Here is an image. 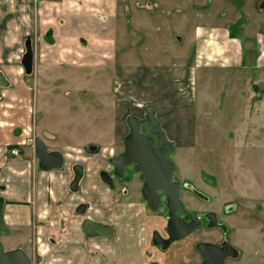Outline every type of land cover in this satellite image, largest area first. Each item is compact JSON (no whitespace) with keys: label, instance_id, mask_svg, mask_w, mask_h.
I'll return each mask as SVG.
<instances>
[{"label":"crops","instance_id":"1","mask_svg":"<svg viewBox=\"0 0 264 264\" xmlns=\"http://www.w3.org/2000/svg\"><path fill=\"white\" fill-rule=\"evenodd\" d=\"M117 8V0H0V70L10 82L8 87L0 89V196L5 199L4 222L10 233L0 232V240L6 249L22 248L32 259V264L203 262L200 253L193 251L196 241L178 240L170 250L165 251L153 244L150 247L148 243L137 246L132 239H124L119 234L121 231L117 232L121 226L118 228L117 223L108 221L107 214L102 218L91 216L90 207L85 214L78 213L77 208L82 202L74 205L68 203L70 194L77 193L70 189V183L74 177L73 167L78 163L70 166V154L66 150L81 145L79 142L59 141L56 132L48 125L35 127V97L31 90L35 89L36 82L45 89L47 104L52 101L53 92L58 91L56 85L61 83L62 77L58 69L62 65H116ZM262 18L257 17L253 24L249 23L244 37L237 32L232 34L223 25H197L188 39H192L195 45L191 59H187V51L183 50V61L173 57L169 62L117 64L118 84L112 104L117 122L106 132L112 137L113 144H100L99 147L114 148L121 144L128 129L127 117H143L147 105L154 106L161 126L177 146H190L194 142L188 133L195 125L198 73L212 69L240 70L244 66L261 69L258 80L254 77L246 80L247 87L253 89L252 98L257 99L247 114L246 122L254 132L264 130V30L261 33V28H256ZM29 36L34 62L33 72L26 74L21 58ZM180 40L183 41L182 38ZM246 46L250 52L247 63L243 59ZM17 73L23 75H14ZM255 81L263 84V91ZM17 83L22 85L21 93L12 91ZM254 85L258 86V90L254 89ZM104 97L111 101L106 93ZM120 114L126 115L125 124L119 122ZM38 137L49 150L63 153L65 163L61 169L44 171L39 168L35 152ZM82 158L90 160L94 157L93 154H83ZM81 164L84 175L78 191H81L90 172H95L93 166L96 167L89 162ZM100 164L98 162L97 167ZM103 168L104 165L97 171L99 177ZM95 183L99 189H103L97 181ZM106 191L109 192L108 197L102 200L109 201L113 190L106 185ZM90 193V196H98L96 191ZM85 218L110 224L114 229L113 234H86L82 228ZM201 241L218 242L211 239Z\"/></svg>","mask_w":264,"mask_h":264},{"label":"rangeland","instance_id":"2","mask_svg":"<svg viewBox=\"0 0 264 264\" xmlns=\"http://www.w3.org/2000/svg\"><path fill=\"white\" fill-rule=\"evenodd\" d=\"M117 1L116 65L169 62L173 57L183 61V50L187 51V59H191L195 45L192 39H188L197 25H223L232 34L237 32L244 37L249 23L253 24L257 17H264L263 0ZM256 28L263 32L264 18ZM248 54L246 46L243 53L245 63ZM115 66L62 65L58 69L62 73L61 83L56 85L58 91L53 92V99L47 104L45 89L36 82L35 89L31 90L35 97L34 124L36 128L48 125L56 132L59 141L80 143L81 146L66 150L70 154V166L89 162L97 167V163H101L97 168L93 166L95 172H90L81 191L70 194L69 205L82 202L91 208V216L102 218L107 214L108 221L117 223L118 228L121 226L117 232L121 231L119 234L124 239H132L137 246L148 243L162 251L170 250L176 241L163 248L152 240L154 229L166 234L168 209L165 204L157 211L151 210L136 188L123 196L119 190L124 185L110 192L109 201L102 200L109 192L97 171L103 165V169H110L108 157L122 147V142L114 148L99 147L100 144H113L112 137L106 132L117 122L112 105L118 84ZM212 70L198 73L195 125L188 133L194 142L190 146L176 145V151L169 156L178 168L176 178L182 183L180 198L187 211L202 216L213 211L218 215L219 223L227 226V231L202 225L181 241H196L197 244L205 239L227 240L240 255L235 259L228 258L226 264H264V130L254 132L246 122L247 114L257 103L246 80L249 77L258 80L261 69L244 66L240 70ZM14 75L21 77L23 74ZM259 85L263 91V84ZM22 90L18 83L12 89L16 93ZM105 93L110 102L104 97ZM121 114L119 122L125 124L126 115ZM145 128L150 131L153 124H147ZM85 145L98 150L89 152ZM83 154H93L94 158L83 160ZM126 186L138 187V180ZM92 191L98 196H90ZM193 251L199 252L195 243Z\"/></svg>","mask_w":264,"mask_h":264},{"label":"water","instance_id":"3","mask_svg":"<svg viewBox=\"0 0 264 264\" xmlns=\"http://www.w3.org/2000/svg\"><path fill=\"white\" fill-rule=\"evenodd\" d=\"M33 62L34 52L29 36L25 41V52L21 58V64L26 74L33 72ZM9 85L8 78L0 70V89ZM254 89L258 90V86L254 85ZM126 123L129 133L124 140L125 150L110 159V163L114 166L113 175L121 178L124 176L125 168L134 165V170L140 172L141 178L144 179L142 194L152 210L159 208L161 203L159 191H164L169 212L166 225L168 237L165 238L159 231H155L153 243L167 248L171 243L189 236L197 227L202 225V221L195 214L187 211L180 198L181 182L174 179L177 166L168 157V153L175 150V143L161 126L154 106L147 105L143 117L129 115ZM147 124L155 125V136L143 132L142 127ZM35 152L39 159V168L44 171L61 169L64 166L63 153L59 150H49L45 142L39 137L35 141ZM73 171L74 177L70 183V189L77 192L84 175L83 164H75ZM100 177L102 181L113 186L112 176L108 171H101ZM4 204L5 199L0 196V232L10 233V229L4 222ZM86 208V203H82L77 208V212L84 214ZM179 214H186V216L183 218ZM205 217L209 221L207 227H221L223 231H227V226L219 223L218 215L215 212H208ZM82 228L90 236H108L114 231L110 224L94 221L90 218L83 220ZM196 249L203 259L202 264H226L228 258L235 259L240 255L239 250L227 240L220 243L200 241L196 244ZM0 264H32V259L22 248L6 249L0 240ZM151 264L159 263L154 261Z\"/></svg>","mask_w":264,"mask_h":264},{"label":"flooded vegetation","instance_id":"4","mask_svg":"<svg viewBox=\"0 0 264 264\" xmlns=\"http://www.w3.org/2000/svg\"><path fill=\"white\" fill-rule=\"evenodd\" d=\"M262 6L264 7V0H263V4H262ZM145 126L146 125H144L143 127H142V130H143V132H145L146 134H149V135H154L155 136V134H154V131H155V125H153V128L150 130V131H148L146 128H145ZM128 133H129V129H128V132L126 133V135H125V137L128 135ZM125 137H124V140H125ZM123 140V142H122V147H121V150L120 151H118L117 153H113L112 154V156H110L109 158H108V163L111 165L110 166V169H102L101 171H103V170H106V171H108L110 174H111V176H112V181H113V186H110L109 184H107L106 183V185L109 187V188H111V190H115L116 188H118L117 186H120V185H124L122 188H120V190L119 191H121L122 192V195L123 196H126V195H129V193L132 191V190H135V188L137 189V190H139L138 192H140V196H141V198H142V200L143 201H145L146 202V200H144V197H143V194H142V188H143V185H144V179H142L141 178V173L140 172H136L135 170H134V165H129V166H127L126 168H125V171H124V176L123 177H121V178H119V177H117V176H115V175H113V173H114V166L110 163V159L112 158V157H116V156H118L119 154H121L124 150H125V141ZM158 143H160L159 141H158ZM175 146H176V144H175ZM92 149V147H90V148H88L87 150H89V152H92V151H90ZM98 150V149H97ZM96 150V151H97ZM96 151H93V152H96ZM176 151V147H175V150L173 151V152H175ZM173 152H171V153H173ZM169 154L170 153H168V157L170 158V156H169ZM171 159V158H170ZM177 166V165H176ZM178 169V168H177ZM100 171V172H101ZM177 172V171H176ZM176 172H175V177H174V179L176 180V181H180V180H178L177 178H176ZM136 179L138 180V187H133V186H129V187H127L126 186V184H131V183H136ZM105 183V182H104ZM181 187H182V183H181ZM159 194H160V196H161V203H160V206H162L163 204H165V207H167L166 206V196H165V193H164V191H159ZM163 199H165V201L163 200ZM165 202V203H164ZM82 204V203H81ZM87 205V208H86V211L88 210V208H89V205L88 204H86ZM146 205H147V207L148 208H150L149 206H148V203L146 202ZM159 206V207H160ZM186 208V207H185ZM151 209V208H150ZM159 209V208H158ZM157 209V210H158ZM168 209V208H167ZM152 210V209H151ZM157 210H155V211H157ZM86 211H85V213H86ZM210 212H213V211H210ZM84 213V214H85ZM169 213V212H168ZM208 212H206L203 216L201 215V214H197V215H195V216H197L201 221H202V225H204V226H206L207 227V224H208V220H207V218L205 217V215L207 214ZM181 217H183V218H185V216H186V214H179ZM168 218H169V215H168ZM167 222H168V219H167ZM166 225H167V223H166ZM201 225V226H202ZM200 227V226H199ZM155 231H158V230H156V229H154L153 230V233L155 232ZM165 231H166V234L165 235H162L163 237H165V238H167L168 237V233H167V230H166V227H165ZM152 233V234H153ZM152 240H153V237H152ZM217 243H220V242H217Z\"/></svg>","mask_w":264,"mask_h":264},{"label":"trees","instance_id":"5","mask_svg":"<svg viewBox=\"0 0 264 264\" xmlns=\"http://www.w3.org/2000/svg\"><path fill=\"white\" fill-rule=\"evenodd\" d=\"M97 149H98V148H95V149H91L90 151H92V152H93V151H96Z\"/></svg>","mask_w":264,"mask_h":264},{"label":"built area","instance_id":"6","mask_svg":"<svg viewBox=\"0 0 264 264\" xmlns=\"http://www.w3.org/2000/svg\"><path fill=\"white\" fill-rule=\"evenodd\" d=\"M14 153H17L16 151H13Z\"/></svg>","mask_w":264,"mask_h":264}]
</instances>
